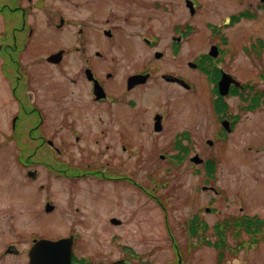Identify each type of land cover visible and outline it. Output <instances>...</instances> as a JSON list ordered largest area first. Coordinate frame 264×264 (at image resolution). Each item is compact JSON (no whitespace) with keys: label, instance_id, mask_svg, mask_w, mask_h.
<instances>
[{"label":"flooded vegetation","instance_id":"flooded-vegetation-1","mask_svg":"<svg viewBox=\"0 0 264 264\" xmlns=\"http://www.w3.org/2000/svg\"><path fill=\"white\" fill-rule=\"evenodd\" d=\"M49 1L0 0V213L8 215L5 219H9L7 225L5 223L7 235H0V264H31L30 251L36 241L62 239L71 242V264H186L180 237L188 251L195 250L198 245L214 248L217 251L215 264L223 263L229 253L238 264L263 261L264 256L251 257L249 253L264 247V215L246 214L243 207L234 211L231 205H234V192L227 197L225 189L216 184L218 174H228L227 170L233 172L234 179V160L229 162L222 150L234 140L241 113L254 110L257 90L250 82L242 83V87L234 90L232 83L228 94L221 95L219 82L222 75L235 77L226 71L229 67L226 54L218 45L217 58L211 59L207 52L186 63V68L197 72L196 75L205 82L200 120L208 134L205 133L202 140H198L196 132L189 127L177 131L170 127L171 106L175 99L169 97L158 107L152 106V88L159 80L163 85L176 86L187 93L200 92L193 79L179 71L182 67L169 70L159 62L166 53L175 58L191 33L197 31L189 20L201 10V2L117 0L142 5L145 12L141 8L139 12L147 21L153 20L149 15L151 10L161 19L171 20L170 27L161 32L149 26L136 33L142 48L153 53L154 60L150 59L145 65L139 63L125 72L112 62L116 56L110 53L117 52L116 49L129 53L133 47L115 45L119 28L110 25L109 17H99L109 0H57L54 4ZM260 2L246 6L241 13L248 18L256 17L264 11V0ZM176 12L188 15V18L175 23ZM228 18L230 21L226 19L223 25L234 21V13ZM206 26L212 32L220 31L219 27ZM162 37L166 42L161 45ZM192 62L197 66L192 67ZM234 97L244 103L239 112H234ZM90 117L98 129L91 140L98 150L91 149L86 133L80 129L90 122ZM192 117L194 115H189L188 119ZM144 142L162 150L157 156L166 165V173L190 163L193 175L202 182L194 189L197 192L195 203L201 204L180 220L179 234L183 236H176L175 205L168 182L163 179L159 182L157 172L126 171L128 161L133 159L137 168L143 158L150 159L143 151ZM201 143L210 149L218 148L217 153L201 157V152L196 151ZM113 148L119 149L115 152V162L112 161ZM247 148L251 150L253 146ZM192 150L199 163L193 160ZM121 155L125 157L120 162ZM16 176L21 186L17 190L14 189ZM79 181L112 185L128 183L136 188L158 209L176 262L170 259L157 262L155 253L159 249L165 250L157 245L140 252L130 244H123L116 258H111L108 252L86 255L78 252L83 239L78 230L80 226L97 224L108 233L110 228L124 225L118 216L102 215L104 205L97 204L99 194L78 187L66 190ZM159 184L161 186L156 188ZM31 185L36 188L34 193L28 189ZM202 191L211 192L213 196L200 198ZM224 205L227 206L225 210ZM18 206H33L34 221L46 226L60 227L66 221V232L26 234L15 231V209H23ZM145 213L152 228L154 219ZM207 215L213 218L210 224ZM48 220L52 221L47 224ZM255 224L261 225L262 229H255ZM140 228L137 237L148 242V234ZM26 238L29 244L20 250L18 243ZM121 238V234H114L109 240ZM43 255L51 260L48 264H56L54 260L62 254Z\"/></svg>","mask_w":264,"mask_h":264},{"label":"rangeland","instance_id":"rangeland-1","mask_svg":"<svg viewBox=\"0 0 264 264\" xmlns=\"http://www.w3.org/2000/svg\"><path fill=\"white\" fill-rule=\"evenodd\" d=\"M199 1L202 4L201 10L196 16H190L189 20L191 27H195L197 31L191 33L175 58L166 53L165 58L159 63L169 70L172 67L176 70L179 69L178 66L182 67L179 71L184 72L190 79H193L200 92L199 94L187 93L176 86L163 85L159 80L156 82V86L152 88L154 97V105L152 106L158 107L164 99L169 97L175 99L171 106V108H173V114H171L170 117V127L173 131L189 127L196 132L198 140H202L203 135H205V133L208 134V130H205L200 120V112L203 108L202 91L205 89V82L196 75L197 72L194 73L186 68V63L188 61H194V59L198 58L201 54L207 53L211 45H221V48L226 54L225 59L228 63L227 65L229 66L228 68L225 67L226 71L233 73L234 77L241 83L250 82L255 90H257L256 92L264 94V51L256 53L251 49V45H256L259 41H262L264 44V11H260L254 18L242 17L239 15L246 6H254L256 3H261L260 0ZM49 2L54 4L57 0H50ZM68 6L70 5L68 4ZM139 8L144 11L142 5L109 0L108 5L99 15L100 18L109 17L110 25L119 28L118 40L114 42L115 45L133 47V51L129 53H123L121 49H116L117 52L110 53L116 56V59H112V62H116L118 66H120V70L125 72H129L139 63L145 65L150 59H153V53L142 48L141 40L136 33H139L149 26L159 32L170 27L171 20L161 19L153 10L149 13V15H152L153 20L147 21L145 15L139 12ZM109 11L110 13H108ZM233 13L238 19H234V23L223 25L226 19L230 21L228 17H231ZM126 17L128 18L127 20ZM100 18L96 17V19ZM187 18L188 15L176 12L174 22H182ZM207 24L219 27L220 31L212 32L208 26H206ZM161 40V45L165 44L166 38L162 37ZM260 53L261 55L259 56L258 54ZM155 56L157 58L158 54ZM205 81L207 82L206 79ZM178 97L180 101H178ZM240 105H244V103L240 101L238 97H234V112H239L238 109H240ZM144 107H146L145 103ZM189 115H194V117L188 119ZM241 115L242 119L237 126L236 133H234V140L230 142L231 144H229L226 149L222 150L229 162L234 160V179H232L233 172L227 170L225 172L228 174H218L219 179L216 184L220 189H225L227 197L232 196L234 192V205L229 203L234 206V211L237 212L239 207H243L244 213L246 214H253L256 212L263 216L264 95L258 103L257 108L252 111L241 113ZM88 120L90 122L86 125L83 124L80 129H83L86 133L87 139L92 145L90 147H93L91 149L98 150V147L93 145L91 141L92 138L97 135L98 129L96 130V124L92 121L91 117ZM144 143L146 147L143 151L148 156L150 155V159L143 158L141 160L142 164L137 166V168L132 159L126 163V171H135L139 174L157 172L158 178H160L159 182H162V179L168 182V191L169 189L171 190L173 194L172 201L175 205L174 226L178 233L176 236H183L179 234L181 231L180 220H184L188 213L195 211L201 204L195 203V201H197L195 199L197 192H194V189L196 187L199 188L202 182L198 177L193 175L190 163L180 166L179 168L170 169L166 173V165L157 156V153L160 154L162 151L159 148L160 146L162 147V145L158 147L159 149H156L153 145L146 142ZM248 146H253V148L248 150ZM192 151L191 156L194 155L193 153L195 150ZM196 151L198 153L201 152V155H199L205 158L211 156L213 152L217 153L218 148L213 147L210 149L206 144L201 143L200 148L196 149ZM115 152L118 153L119 149L113 148L111 151L113 162H115ZM129 152L131 153L133 150H129ZM124 157L125 156L121 155L120 162ZM62 184L63 187H65V183ZM160 186L159 184L156 188ZM76 187L91 190L95 194L97 193L101 196L97 197V204L101 206L104 205L102 215H115L124 221V225L117 228L112 227L108 230V233H105L101 225L98 226L95 224L91 227L80 226L78 230L83 239L78 246V252L82 253V255L108 252L111 258H116L119 256L123 244H130L140 252L148 250L152 245H157L161 248H165L164 251L159 249L158 252L155 253V260L157 262L168 259L176 262V255H173L172 246L167 241L163 226L160 223L158 209L154 207L153 203L147 201L145 197H142L136 188L128 183L112 185L104 182L98 183L96 181H79L74 187L68 186L66 190ZM20 188L19 178L16 176L14 189L17 190ZM28 189L31 193L36 191L34 185H31ZM203 192L204 191L200 192V198L206 197V199H209V197L213 196L211 192ZM66 198L67 196L62 198V203ZM188 198H190V200ZM32 204L33 203H31V205ZM226 205L223 206L224 210L227 207ZM18 207L23 209L17 207L15 209L13 215L15 231L20 230L26 234L31 232L53 234L66 232V221H64V224L60 227L46 226L41 222L38 223L34 221L35 212L33 206H31V208H24L25 206ZM145 212L152 215V219H154L151 223L152 228L149 226V221ZM211 217L212 216H206L208 224L213 221ZM5 218H8V215L0 213V235L3 233L7 235L6 225L9 219ZM50 221L52 220H48L47 224H49ZM140 227L148 234V242L137 237L136 233L137 230L141 229ZM114 234H121L123 238L110 242L109 239ZM207 237L211 239L212 236L209 237L208 235ZM182 241L183 238L180 237V247L182 253L186 255V264H215L217 251H215L214 248L198 245L195 250L191 249L188 251V246L186 247ZM28 244L29 242L26 238L24 242L20 241L18 243V248L22 250V248L27 247ZM229 254H227L225 261L221 264H227L228 262H231V264H238V261H234V258H231ZM249 255H251V257L264 256V247L262 250L250 252ZM263 262L264 259L263 261H255L253 264H264Z\"/></svg>","mask_w":264,"mask_h":264},{"label":"water","instance_id":"water-1","mask_svg":"<svg viewBox=\"0 0 264 264\" xmlns=\"http://www.w3.org/2000/svg\"><path fill=\"white\" fill-rule=\"evenodd\" d=\"M209 55L212 57H217L218 49L216 46H212L210 48ZM192 67H195V64H192ZM137 77H134L136 79ZM231 83H234L235 86H240L236 80H233L232 77L228 74H223L222 79L219 82L220 93L222 95H226L228 93V89ZM193 160L197 163L198 157L195 156ZM42 254H62L56 257L54 260L56 264H71L70 255H71V243L69 240H61V241H48V240H40L35 243L33 248L30 251L31 255V264H48L51 260L46 256H42ZM115 264H121V262H117Z\"/></svg>","mask_w":264,"mask_h":264},{"label":"trees","instance_id":"trees-1","mask_svg":"<svg viewBox=\"0 0 264 264\" xmlns=\"http://www.w3.org/2000/svg\"><path fill=\"white\" fill-rule=\"evenodd\" d=\"M258 45H259V47H260V49H264V44H263V42L262 41H259V43H258ZM257 95V97H254V104H253V109H255V108H257V106H258V102L261 100V98L263 97V93H256ZM256 222V221H255ZM255 229H257V230H260V229H262V226L261 225H258V224H255Z\"/></svg>","mask_w":264,"mask_h":264}]
</instances>
